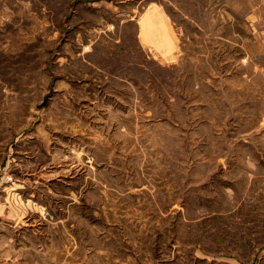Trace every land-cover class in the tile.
Returning <instances> with one entry per match:
<instances>
[{
  "label": "rangeland",
  "instance_id": "obj_1",
  "mask_svg": "<svg viewBox=\"0 0 264 264\" xmlns=\"http://www.w3.org/2000/svg\"><path fill=\"white\" fill-rule=\"evenodd\" d=\"M0 264H264V0H0Z\"/></svg>",
  "mask_w": 264,
  "mask_h": 264
},
{
  "label": "water",
  "instance_id": "obj_2",
  "mask_svg": "<svg viewBox=\"0 0 264 264\" xmlns=\"http://www.w3.org/2000/svg\"><path fill=\"white\" fill-rule=\"evenodd\" d=\"M48 101V98L45 100V102H47Z\"/></svg>",
  "mask_w": 264,
  "mask_h": 264
}]
</instances>
